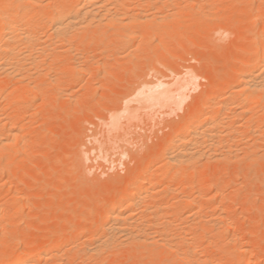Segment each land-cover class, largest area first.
<instances>
[{"label":"rangeland","instance_id":"1","mask_svg":"<svg viewBox=\"0 0 264 264\" xmlns=\"http://www.w3.org/2000/svg\"><path fill=\"white\" fill-rule=\"evenodd\" d=\"M43 1L40 4L42 5L41 9L37 8V6L36 8L34 7L35 9L32 8L34 11H36V14L40 12L38 9H45V6L48 5L47 2L53 4L55 2V0H45V5L43 4ZM60 1L63 2V0ZM60 1L56 0V2H58L59 4L61 3ZM72 1L76 2V0H71V2ZM182 1L183 0H181V3ZM189 1L190 3L194 2V0ZM221 1L213 0L211 2L212 5L221 7H217L218 9H216V11H211L206 15L207 17L204 15V13H199V16H205L203 18L205 30H202V32L201 30L197 32V30H195L194 28L193 30L192 28L190 30H170V32L172 33L167 32V35L161 37L159 35V31L165 32L167 30H129L126 32V36L128 37L127 38L124 37L125 33L123 35V32L120 34V32L116 30H108L109 34L107 31L101 34L99 33L100 36L97 33H94L96 30H88L87 32L83 30V32L79 34L80 37L77 39V41L75 40L74 42V44L77 42L76 44H78V48L74 47L73 50H70L69 47H66V45L68 46V44H66L64 48L62 46L60 47L64 50L68 49L70 50V52L68 53V51H64L63 49H61L63 51L59 53V51L61 50H59L60 47L58 45L60 44H58L57 47L59 49L56 48L58 50L54 49V51L52 49L51 51H45L48 53L44 52V55H41V52L43 51H41L39 47L41 43H44V40H42V38L46 39L45 43H47V45H49V41H51L50 39L47 41V37H50L48 33H51L48 32L50 25L47 26V21L51 19L49 17L50 9H52V7H56V5H51L52 7L50 6V9H45L46 11L43 10L44 12H47L48 10L49 12L47 14L41 11L46 14V16L48 15V17L50 18L48 20L44 17L46 19L45 27H48V30L46 29L47 31L45 29L39 31L38 29V31L41 32L40 34H38V31H35V33L38 32V35L35 34L36 38L34 41H37L38 37L40 36L41 39L39 41L42 40L43 42L38 41L40 43L38 44L39 47L37 45H35L34 47L36 50H39L41 52L39 53V51H35V56L33 52L31 55V52H28L26 54H29V58L27 59L24 57L23 59H26L25 64L28 60L27 64L29 65V62H31L30 60H32L33 57H36L37 53L38 56H42H37L38 61H45L44 63L42 62L41 64L40 62L39 64L43 67L38 66L39 68L36 69V66L33 68L34 70H31L28 73L22 72L21 76L23 74L27 75L31 73L30 75H28L30 78L28 76H23V78L21 79L22 81L16 80L19 83L18 85H16V81H13L14 83H16L12 84V86H18L21 90L23 89L20 92L23 93V98L26 99V101L22 99V102L15 104L14 107H11L9 105H0V119H2L6 114L15 115L14 113L17 111V109H19L23 113L25 112L26 115V121L24 123L20 122L15 126L18 131L22 132L19 144L14 146V149L12 148L11 150L5 151V154L3 152H0V155L2 153V155L0 156L1 208H4L5 206L8 207V204L18 205V211H15V213L13 212L12 214L14 225L9 227L11 230H14V226L17 225L18 228H20L19 230L21 231V234H18L17 238L19 239L16 240V242H18L15 244L14 241V244L12 243V247L10 246L12 250L21 251L23 240L30 242L36 234L45 236L47 234L50 235V233L53 234L54 232H60L62 236H69L72 238L78 236V234H80V232L84 230H90L93 233L92 237H94L93 239H89L88 241H86V243L89 242L88 244H86V248L89 249L94 247L97 244L96 242H98L95 240L101 238L100 236H103L102 232L98 229L99 223L103 219H101L100 213L96 209L97 206H95V204H101V202L106 199L105 196L111 195L114 192L118 191L119 189H121V187L124 186L125 183V185H127L128 183L129 186L130 182L128 180L131 178V174L139 176L138 170L142 164V160H146L143 158H157V155H160V153L164 152V148L167 147L166 145H168L167 143L169 142L172 135H174L175 130L184 121L189 119V117L192 115V111L196 109L197 105H200L198 103L206 101L209 96H212V99L214 96L215 99L218 100L227 99L228 97L234 96L235 92H232L233 90H215V85L213 86L212 84L214 82H212L213 80L208 79V75L210 76V74L213 72V74L211 75L212 77L214 76L213 79H215V77L219 76L221 72H224L223 70H228L239 59L243 60L247 58H253V55L247 54L248 52H246V50L244 52L241 51L240 54L238 53V51L240 52L242 48L246 49V47L249 46V43H255L256 45H258L260 42H263L261 41L262 39L264 40V33L262 34L264 30H259L260 33L258 32V30H251L252 23L249 22L247 13L248 9H251L252 12L253 10L255 11V9L259 7L258 5L260 4V0H257L258 2L256 0L254 2L253 0ZM239 1L240 3H238ZM261 3L262 4L260 5L259 9L260 16L255 21L257 24H259H255L256 27L264 29V0H262ZM184 4L186 3L184 2L182 5ZM0 6L5 7L4 0H0ZM13 6L15 7L16 5H10L11 8H13ZM70 6L71 4L69 3L68 7ZM76 7L77 3L74 8ZM11 8H9V10ZM15 9L18 8L15 7ZM32 9L30 10L31 13L34 12ZM13 10H11V12H13ZM53 10L55 11V9ZM13 13L17 12H15L14 10ZM13 13H10L9 15ZM31 13L29 12L28 15L29 18H31V15L32 19L34 17L39 18V14H43L39 13L37 14V16H35V12L33 13V15ZM21 14H23V12H21ZM9 17L11 18L14 16ZM5 19L10 20L9 18H7V16ZM32 19H27L26 21ZM40 19H42V21L44 20L43 18ZM205 19L208 20L206 21ZM35 20L39 21V19ZM26 21H24L25 24H23L24 22H21L22 24H18L17 28L20 26L22 27V25H26ZM34 21H32V24L29 23L30 25L27 24L26 27L28 26V28L30 29L34 27L33 29H35V27L37 26L38 28V25H36L37 22L35 21L34 23ZM226 21L228 22V25L224 24L226 23ZM50 22L51 20L49 21V24H51ZM33 24H35V26H33ZM208 24L211 26V30L207 29V27L210 28ZM214 26H216L215 29H218H213ZM224 26L226 28L223 29ZM45 27L41 25V28ZM228 27H230L231 29L229 28V30ZM22 28H25V26H23ZM50 28L52 30V25ZM226 29L228 30L226 31ZM84 31L86 32V35H84L85 38H88L86 39L87 44L85 43L82 45V42L79 41L85 40L82 39L84 37H82ZM254 32L257 33L255 34ZM87 33L89 35L91 33L90 37L87 35ZM92 33H94L95 35ZM102 35L105 38H103ZM114 38H116L117 41ZM178 38L180 39V41L178 40ZM106 39L109 42H107ZM78 42L80 43V46ZM33 44L36 43L34 42ZM212 45L213 47H211ZM215 45L216 48L214 47ZM36 47H38V49ZM110 47L112 48V50L110 49ZM51 48H54V46L50 47V49ZM75 48L79 50L77 51ZM214 48L216 49L217 53L214 52ZM118 49H120L121 51H119ZM210 49L212 51L211 53H215L217 55L213 54L214 56H209L211 54L209 53ZM50 53L51 55H49ZM159 53H161L162 55ZM200 53L204 54L202 55ZM45 54H48L49 56H46ZM199 56L201 59H198ZM202 57H204L203 60ZM205 58H208V60H205ZM223 66H225V69H223ZM46 67H48L49 69L47 68V70ZM210 69L212 72L210 71L211 73L209 74L208 72ZM206 70H208V72L205 73V76L207 77L202 74L206 72ZM47 71H49L48 74ZM165 73L166 75L168 73V75L166 76ZM31 75L32 78H35L32 79ZM2 76L3 75L0 74V80L4 81ZM21 76H18V79H20ZM229 78L232 77L229 76ZM165 83L168 86L165 85ZM168 83L172 84V86ZM236 84L238 85V83ZM24 88L26 90H24ZM161 88L165 90L164 93ZM213 88L215 89L213 90ZM236 88H238V86ZM157 90H159V93H162L160 94V97L157 94ZM169 90H171L172 92H168ZM209 92H211V94ZM196 102L197 104H195ZM257 102L254 103V105H252L251 107L249 106V110L247 108L246 110H244L245 108H239L238 113L232 111L234 113L232 114L230 112V116L228 115L227 117L228 119L226 120V123L228 125H230V122L234 123L238 121V124L242 123L241 131L244 132V136L241 132L242 136H239L237 142L233 144L224 143L222 145H219V147L221 146L222 148H217V151L221 149L219 152L225 153L231 159L233 157L232 161H230V158L227 159L228 157L226 156L225 159L222 153L221 155L222 158L224 157V160L222 158L218 159L217 157L219 155L215 156L214 158L213 156H211L212 160H209L211 159L210 157L209 159L206 158V156L201 157L202 159L201 161H199L201 163L198 162L199 164L195 167L196 169H198L199 167L200 170H196L195 172V168L192 167L194 168V171L191 169L189 172L193 171V173L191 172V174L188 172L184 178L186 182L189 181L194 176L195 172L196 179L199 182L194 187L195 189L183 186L184 182H182V184L181 181L169 183V180L167 178H163V180H157L156 178L158 177L156 174L158 173H155L151 176V179H156L157 182H161L162 180L163 183L161 184L159 182V184L157 185V187H160V189L158 188L160 191H158L161 194L155 196L157 197V199L152 198L149 199L148 202L147 200L144 201L145 203L143 201L140 202L137 206L138 209H136L137 213L139 214L142 212V210H144V208L145 210L146 208H148V210H150V215L153 214L154 216H151L152 218L150 217L151 219H148L149 217L146 214V212L148 213V211L145 212L147 216L146 218L150 222H153L152 219L154 218V221H157L161 214H165L163 217L167 216L166 213H169V215L171 214L170 217H172L176 221L178 220V222H174L175 227L174 223L172 222L173 220L171 221L173 223L171 227L173 226L172 229H175H173L175 233H173V231L171 232L174 235H176V232H178V237L176 236L177 240H181V236H187V229L185 228H187L188 224H192L193 226L195 220L196 222L198 220L197 223H199L209 221L213 217L214 219L218 218L219 220H217L221 221L222 224L220 223L219 226L217 224L219 222H217L213 225V227L218 225L219 227H216L220 228L218 229L219 232L224 222L226 231L228 229V234L225 233L227 238L223 237L224 240L222 239V242L220 241L218 244L211 246L208 251H200L201 255L199 256V252V254L195 255L196 257L193 256L194 260L190 259V256L188 258L189 261L184 260L183 257L185 258V256L183 255H180L182 257H178V255L174 251H170L168 252V254L164 253L165 255H163L162 248H158L161 253L156 252L157 255L152 254L151 250L157 249L156 244H152L151 247L153 248L149 251H141V249H144L142 246H136L134 244L131 245L130 243L129 245L127 243L125 245L123 244L119 246V244L122 243L117 242L119 244L112 243L110 244L111 246L108 245L107 248L105 247L104 249H102L103 251H100L102 253L98 255L96 254V258H93L95 257V255L90 256L89 252L87 251H75L72 248H67L65 249L66 251H64L63 249L61 250V255L62 252L64 254L63 257L60 255L61 257H55L56 260L55 258H53V260L55 261L51 259L52 264H54V262H56V264H59L60 262L65 263L70 260H72V262H75V264H154L155 262V264H189V262H191L190 264H193L194 261V264H226V262L228 263L229 259L231 261L233 256L235 259L237 254L243 253L245 249H249L250 251H247L249 253H252V263L256 264L255 261L259 259L260 263L264 264V157H261L264 155V137H262L263 139H259L261 138L260 135L264 133V124L261 123L263 126L260 124L262 127V132L261 128L258 132V127L260 125H258L256 122L258 119L260 120L263 117L262 115L264 111H262V104L264 105V100H262L263 103L261 101L259 102V100H257ZM194 104L196 105L195 107ZM1 106L4 108H2ZM127 107L131 111H129ZM122 108L125 109L123 110ZM132 109H134V111ZM119 111H121L122 113ZM241 112H244L245 115L248 114L245 117H251L250 121L252 122L251 125H247L248 127H246L247 119L243 118ZM117 114L121 116L119 117L117 116ZM115 117H119V119H116ZM252 117H255V119L252 120ZM114 118L117 120L116 122L115 120H113ZM229 119L231 120L230 122ZM263 119L262 121L264 123ZM0 123L2 128L3 124L1 121ZM10 126L9 128H11ZM255 133L259 135L257 136ZM255 136L257 137V139H259V142L257 143V146H255L254 144V151L253 145L251 144L257 140H254ZM247 145L252 146L250 150L252 149L253 151L251 150L252 154L249 155V157L251 156L252 158H249L245 154V152L244 154L240 152L244 151L242 149H244V147H247ZM15 151H19L18 155L20 156H18L16 160L13 156V153ZM236 152L237 155H240L241 153V156H239L240 159H237V157H235ZM243 157L247 162L244 161ZM258 161L260 163H258ZM162 163L159 162L158 164L159 171H163L162 168H165ZM247 164L249 165V167ZM251 164L253 166H251ZM246 167L247 169H249L247 170ZM10 168L12 169L11 173H9ZM252 175L255 176L253 177ZM140 180L139 183H143L142 185H146L149 182V179H144L143 181L142 179ZM221 183H226L228 188L226 186V189L223 188V191L218 190L220 193L217 194L215 193V191H217L215 190L217 189L216 186ZM209 188L211 192H208ZM7 189L9 190V192ZM205 192H208V195L210 197L215 194V196H212L213 201H210L211 203L215 201L214 204L210 205L211 203L209 204L206 202V199L203 198V193ZM193 194H195V197L193 196ZM173 195H177L178 197L180 196L181 200L188 199L185 197H189V195L193 196L194 198L191 197L192 200L190 199V203H193L192 205H195L194 203H196L197 207H199L198 205H200L199 209L201 211L198 209V215H194L193 209L195 206L193 207V209L190 208L189 210L188 206L190 205V203L188 206H186L185 203L183 204L181 202L179 204L173 201ZM197 195H199V197ZM3 198L5 199L3 200ZM223 199L225 201H222ZM20 207H22V209ZM197 207H195L194 212H196ZM158 212L159 216H157ZM177 212L178 214H180V216L177 215ZM143 213L144 211L140 215H142ZM138 214L137 216H140ZM191 215H193L194 218L196 217V219L192 221L193 223L191 222V219L193 218L191 217ZM198 217L199 219H201L200 221ZM166 218H168V216ZM221 218H223V222ZM226 221L228 222L226 223ZM150 222L146 221V224L149 223L148 225H150ZM65 223H67L68 226ZM210 226L209 229L212 228V224ZM195 228H198V226H195ZM195 228H191L192 233L193 230L194 232H196ZM212 229H214L215 233H213L214 231L212 230L213 235L211 234V237L215 236L216 233H218L216 232L217 229L215 227ZM224 229L223 231H225ZM208 230L204 232V235L207 238L208 236L206 234L207 232H209ZM184 231L186 234L184 233ZM22 232H24V235L22 234ZM189 232L191 234L190 230ZM186 236L184 237V239H182L183 242L187 241L186 239L189 238V234L187 238ZM233 237H237L236 240H234ZM201 238L202 237H200L199 240ZM81 239L83 240V238ZM209 239L208 241L212 240V238L210 237ZM200 241V249L202 248V246L208 247L209 243H207V239H205V237ZM180 242L181 241H179V243ZM183 242H181L180 244H182ZM113 244L117 245L114 246ZM217 245L221 248L224 247L223 250H219L220 248H218ZM196 246H199V244H197ZM110 247H112L113 249ZM128 248L130 251H128ZM226 251H229V253L227 252V254ZM1 255L3 254L0 253V257H2ZM69 255H71V257ZM89 258L92 260H90ZM173 259H175V261H172Z\"/></svg>","mask_w":264,"mask_h":264},{"label":"bare ground","instance_id":"2","mask_svg":"<svg viewBox=\"0 0 264 264\" xmlns=\"http://www.w3.org/2000/svg\"><path fill=\"white\" fill-rule=\"evenodd\" d=\"M42 1L41 0H4L5 7L2 6V7H4V8H2L0 6V8H1L0 9L1 10L0 11V22L2 23V24L0 23V74L4 76V77L2 76V78H3L4 81L0 80V81L3 82V83L0 82V105H6V106L9 105L11 107L12 106L14 107L15 104H17L19 102H22V99H24L23 98L24 97L23 93L20 92L23 89L21 90L20 87H18V86H16V87L15 86H12V84H15L17 81H22L21 79L23 78V76H26L27 77L28 75L31 74V73L30 74H27V75L26 74L25 75L23 74L21 76V73L22 72L23 73H25V72L28 73L29 71L34 70L33 68L36 67V66H37L36 69L39 68V67H43V66H40L39 65L41 61H38V58H37L38 54L37 53H36V57H33L32 58L30 56L32 58V60H30L31 62H29V65L27 64L28 63L27 62L28 60L26 61V64H25V60L26 59L25 60L23 59L24 57L27 58V59L29 58V54L27 55L26 53L31 52L30 53V55H31L32 52L34 54L35 51H39V50H36L34 46L37 45L39 47L38 44H40L39 42H41L42 40H44V43H41L39 49L41 51H43V52L39 51V53L41 52L42 53L41 55H44V52L45 51H51L52 49L54 50V49L58 48L57 47L58 44H60V45H58L59 47L62 46L63 48H64V46L66 44H68V46L66 45V47H69L70 50L71 49L73 50L74 47L78 48V44H76L77 42L75 44H74V42H75V40L77 41V39L80 37L79 34L82 33L83 30H85L86 32L88 30L89 31L90 30H94V31L96 30L94 33H97L98 35H99V33L101 34V33H105L106 31L108 32V30H116V31L120 32V34L123 32V35H124V33H125L124 37H127L126 36L127 35L126 32L129 31V30H167L165 32H162V31L160 32L159 31V35L161 37H164L165 35H167L170 32V30H175V31L176 30H190L191 28L193 30V28H194L195 30H197V32H199L200 30L202 32V30H205L204 23H203L204 22V19L203 18L207 14H209L211 11L212 12L214 10L216 11V9H218L217 7H221V6H217L216 7V6L212 5L211 2L213 0H196V1L194 0V2H192V3H190L189 0H183L186 3L184 5H182L184 2L182 1V3H181V0H179L180 2L178 0H78V2H77V0H76V2H74V1L71 2V0H65V1L63 0L64 3L59 0L61 2L60 4L58 2H56V0H55V2L53 1L54 4L47 2L48 5H46V3L44 2L45 0H44L43 1L44 2L43 4H45L48 7L47 8L45 5H43V6H45V9H50V6L51 5H54V6L56 5V7H54V8L51 6L52 9H50V14H49V17L51 18L50 19L48 17V15L46 16V14L49 12L48 10H47V12H44V11H46L45 9L40 10L41 9V6H42L40 4H41ZM67 1H69V2H67ZM254 1L255 0H253V2ZM73 2H74V4H73ZM261 2H262V0L259 1L260 4L258 5L259 7L257 9L254 8L255 11L253 10V12H252L251 9L250 10L248 9V11H247L249 22L252 23V29L251 30H253V31H255V30L257 31L258 30V32H259V30H262V31L264 30L262 28L256 27V24L257 23L255 22L256 19L260 16V10L259 9H260V5L262 4ZM69 3L71 4L70 7H68L69 6ZM76 3H77V7L74 8L76 6ZM238 3H240V1ZM11 4L12 5H16L15 7H17L18 9H15L14 6H13V8H11L10 7ZM65 5H67V6H65ZM36 6H37V8H40V9H38L40 12L37 11L38 12L37 14L43 13V12L46 13V14H44V13H43L44 15L43 14L42 15L39 14L40 15V16L38 15L39 18L38 17L37 18L36 17L33 18L34 20L35 19H39V21L38 20L37 21L35 20L37 22L36 25H38V28L36 26L35 29L36 28L37 29L35 30V29H33L34 28L33 27L32 28L33 30H32V29L28 28V26L26 27V25L27 24L30 25V24H32V21H34L32 19V16L31 15H30L31 18H29L28 13L29 12L31 13L30 10L32 8L35 9ZM9 8H11V9L9 10ZM13 9L17 13H13L14 12ZM53 9H55V11ZM165 9H167V10H165ZM11 10H13V12H11ZM220 10H222V9H220ZM41 11H43V12H41ZM21 12H23V14H21ZM34 12L36 14V11H34ZM52 12H54V13H52ZM10 13H13V14L9 15ZM33 13H31V14L33 15ZM199 13L200 14L201 13H204L205 16L204 17L199 16L200 15ZM37 14L35 16H37ZM52 14H53V16H52ZM6 16L10 20L5 19ZM9 16H14V17H11L10 18ZM44 17L46 19H48V20L49 19L51 20V22H50L51 24H49V21L50 20L47 21V24H48L47 26L50 25L48 32H51V33H48L50 35V37H47L48 38L47 41L49 39L51 40V41H49L50 43L48 42L49 45H47V43H45L46 42L45 41L46 40L45 38L44 39L42 38V40L39 41L41 39L40 36H39L40 38L37 36L38 37V40L37 41H34L35 38H36V35H38V34L41 33L39 31H41L43 29L46 30L48 28V27L47 28L45 27V25H46V19ZM40 18H43L44 19L43 20L44 23H43L42 19H40ZM27 19H32V20L26 21ZM4 20H7V21H4ZM24 21L27 22L26 25H22V27L25 26V28H22L20 25L19 26L21 27V29H20V27L17 28L18 24H20L21 22L23 23ZM35 21H34V23H35ZM41 21H42V24H41ZM38 22H40V23H38ZM23 24H25V22ZM224 24H227L228 25V22L226 21V23H224ZM41 25L43 27H45V28H41ZM51 25L53 27L52 30L50 28ZM216 25H218V24H216ZM219 25H220V23H219ZM227 25H225V26H227ZM33 26H35V24H33ZM225 26L223 27V29L226 28ZM31 27H32V25H31ZM209 27L210 28L207 27V29L211 30V26L210 25H209ZM215 27L216 26H214L213 29H215ZM260 27H261V25H260ZM229 28L230 27H228V29ZM38 29H39V31H38ZM217 29H215V30H217ZM228 29H226V31ZM35 31H38L39 33L38 32L35 33ZM85 31H84L82 37L84 35H86V32ZM91 32H93V31H91ZM111 32H113V31H111ZM187 32H189V31H187ZM45 33H47V32H45ZM94 33H92V34H94ZM170 33H172V32H170ZM263 33L264 32H262V34ZM108 34H109V32H108ZM87 35L90 37L91 33H90V35L87 33ZM75 36H77V37H75ZM87 38H85V36H84L82 38V39H85L84 41L83 40L82 41H79L81 39H79L78 41L79 42H82V45L85 44V43L87 44V41H86ZM103 38H105V37L103 36ZM116 38H114V39H116ZM90 39H88V40H90ZM178 40L180 41L179 38H178ZM106 41H107V39H106ZM116 41H117V39H116ZM261 41H263V42L262 43L261 42L260 43L258 42L259 43L258 45L261 44L260 46L256 45L255 43H251V44L249 43V46H247L246 49L245 48L244 49L242 48L240 50V52L238 51V53L240 54L241 51L244 52L246 50V52H248L247 54L253 55V58H247V59H243V60L239 59L241 61L238 60L239 62L237 61L233 65H232V63H233L232 62L231 63L232 66L230 65L231 67L228 70H226V71L223 70L224 72H221L222 74L220 73L219 76H216L215 77L216 81H215V79H213L214 76L212 77V75H211V74H213V72L211 71V69L209 70V72H208V70H206V72L202 73L205 76V73L208 72L210 74L212 72L210 74L211 79H210V76L208 74L207 75H208V79L209 80H213L212 82L215 83V84L212 83L213 86L215 85V88H216V89L213 88V90L214 89L215 90H220V91H223V90L224 91H227V90H231L232 91L233 90L232 92H235V94L233 93L234 96L228 97L227 99H221V100L215 99L214 96H213V99L211 98L212 96H209V97L207 96L209 99L207 98L206 101H204L202 103H198L200 105H197L196 106L195 105V104H197V102H196L194 104V107L196 106V109L194 111H192V115L189 117V119H187L186 121H184L175 130L174 135H172V137L170 138L169 142L167 143L168 145H166L167 147L165 146L166 148H164L165 151L162 152V153H160V155H157L156 156L157 158H154V157L153 158L152 157L143 158V159H146V160H144V161L142 160V164H141V166H140V168L138 170L139 176L138 175L131 174V178L128 180L130 182L129 183V186H128V183H127V185H125L126 184L125 183L124 186L121 187V189H119L118 191L114 192L111 195L105 196L106 199L103 200L101 202V204H98V205L95 204V206H97L96 209L100 213L101 219H103L99 223V228L97 227L99 229V231L102 232V235L103 236H100L101 238H98L97 240H95V241H98V242H96L97 244L94 247L89 248V249L86 248V244L89 243V242L86 243V241H88L89 239H93L94 237H92L93 236L92 235L93 233L90 230H84L83 229L84 231L80 232V234H78V236L72 237V238L69 237V236L64 237V236L61 235L60 232H54L53 234L50 233V235L47 234L45 236H41L40 234H36L32 238V240L30 242L23 240V242H22L23 243L22 244V250L21 251L12 250V248H11L12 247V243L15 241V244H16L18 242V241L16 242V240L19 239V238H17L18 237V234H21V231L19 230L20 228H18L17 225L14 226V230H11L10 227H9V226H13L14 225V220H13L12 214H13V212L15 213V211H18V205L17 204H11V205L8 204L9 206L8 207L5 206L4 208L3 207L1 208V205H0V253L3 254V255H1L2 257H0V264H52L51 259L53 260V258L59 257L61 255V250L64 249V251H66L65 249H67V248H70V249L72 248L75 251L78 250V251H81V252L87 251V252H89L90 256L95 255V257H93V258H96V254L98 255V254L102 253V252H100V251H103L102 249H104L105 247L107 248L108 245H110L112 243H117V242L122 243V244L117 243V244H119V246L120 245H123V244L125 245L127 243H128V245L130 243L131 245L134 244L136 246H142L144 249L143 250L141 249V251H145V250L146 251H149L150 249L153 248V247H151V245L152 244H156L157 245L156 246L157 249H152L151 250V253L152 254H156L157 255L156 252H160L159 249L162 248V252H163L162 254L163 255L168 254V252H170V251H172V252L174 251V252H176V254L178 255V257H182L180 255L185 256V258L183 257L184 260H188V258L190 256H191L190 259H193L194 260V257L193 256H195L196 254H199L200 251H204V252L205 251H208V249H210L211 246H213L215 244H218L222 239L224 240V238H227V236L225 235V233L228 234V229L226 231V228L224 227V224L225 223L223 222V218H221V220L223 222V225L222 226H223V229L225 228L224 229L225 231H223L222 226H221V230H219V232H218V229H220L218 227L220 226L221 221H218L219 220L218 218H217L218 219L217 220V219H214V217H213L212 219L215 220V221H213L211 219V220L206 221V222L204 221V222L197 223L198 220H197V222L195 220L194 225L195 226H198L199 231H198V228H195L194 225L192 226V224L191 225L188 224L190 227L187 225V228H185V229L188 230V228H189V230L191 231V234H190L189 230L188 231L186 230V232H187V236H186L185 235L186 233L184 231V233H185L184 235L186 236V238L188 237V234H189V238H187V239L185 238L187 241H184L183 242L182 239H184L185 236H181L182 239L180 238L181 240H179V239L178 240L184 243V244L182 243L183 244L182 245V244H180L181 242L179 243V241L177 240V237H178L177 236V233L178 232H176V235L173 234V233H175V231H173L174 228L172 229L173 226L171 227V225H173V223L176 220H174L172 217H170L171 214L169 215V213H166V215L168 216V218H166L167 216L163 217L165 214L164 215L161 214L160 217H159V219L158 220L156 219L157 221H154V219H155L154 218V219H152L153 222L151 221L152 222L151 223L146 218L148 216L149 217L148 219H151L152 218L151 216H153V214L150 215V210H148V208H146V210H145V208H144V210H142V212L144 211V213L142 215H140L142 212L138 214L136 209H138L137 206L139 205L140 202H142V201L144 202L146 200L148 202L149 199H152V198L153 199L154 198L157 199V197H155V196L161 194L159 192L160 191L159 190L160 187H157V185L159 184L160 181L157 182L156 179L157 180H160V179L163 180V178H167L169 180V183H175V182L181 181V183L184 182V184L182 183L183 186L188 187V188L191 187V188L195 189L194 187L199 183L197 181V179H196V176H195L196 173L195 172H196V170L197 171L200 170L199 167H198V169H196L195 167L199 163H201V162H199L202 159L201 157H203V156L205 157L206 156V158H208V159L210 157L211 159H209V160H212V157L211 156H213V158H214L215 156H218L219 155L217 157L219 159V158H222V155H223L224 157L225 156L228 157L227 159L230 158L225 153L219 152L221 149L219 151H217V148L219 149L221 147V146L219 147V145H222L224 143L225 144L226 143L227 144H233V143L237 142V139H239V136L240 137L242 136V133H243V136H244V132L241 131L242 130V127H241L242 126L241 125L242 123L241 124L239 123L240 124L239 125L237 123L238 122L237 121V122H234V123H236V124H234L233 122H230L231 121L230 119H229L230 125H228L226 123L227 122L226 120L228 119L227 117H228L229 113L230 112L232 114L234 112L238 113V109L239 108H245L244 110H246V108H247L249 110V106L251 107L252 105H254V103H256L257 100H259V102L260 101L262 102V100H264V40L262 39ZM34 42L36 44H33ZM107 42H109V41H107ZM88 44H89V42H88ZM55 45H56V47H55ZM53 46H54V48H51L50 49V47H53ZM79 46H80V43H79ZM38 47H36V48L38 49ZM81 47H79V48H81ZM211 47H213V45ZM214 47L216 48V45ZM63 48L60 47V49L59 48L58 49L61 50ZM31 49H33V50L35 49V50L33 51ZM58 49H56V50H58ZM110 49L112 50L111 47H110ZM63 50L59 51V53L62 52ZM70 50L67 49V50H64V51H68V53H69ZM118 50L121 51L120 49H118ZM211 52L212 51L210 49V52L209 53H211ZM214 52L217 53L216 52V49H215ZM45 53H48V52H45ZM72 53H74V52H72ZM215 53H211L209 56H211V55L214 56L213 54H215ZM238 53H237V55H238ZM159 54H161V53H159ZM200 54L203 55L204 53H200ZM41 55L38 56V57H42ZM45 55L47 56L48 54H45ZM49 55H51V53ZM64 55H65V53H64ZM215 55H217V54H215ZM34 56H35V54H34ZM46 56H45V58H46ZM204 57H202V60H203ZM62 58H63V56H62ZM210 58H212V57H210ZM79 59H80V57H79ZM198 59H201L200 56H199ZM206 59L208 60V58H205V60ZM23 60H24V62H23ZM42 62L44 63L45 61H42ZM42 62H41V64H42ZM203 63H206V62H203ZM74 64H76V63H74ZM82 64H83V62H82ZM48 67H46V69ZM224 67L225 66H223V69H225ZM36 69H35V71H36ZM54 69H55V67H54ZM48 72L49 71H47V74H48ZM200 74H201V72H200ZM165 75H166V73H165ZM167 75H168V73H167ZM18 76H21V78L19 77L20 79H18ZM156 76H158V75H156ZM229 76L232 77V78H229ZM205 77H207V76H205ZM31 78H32V75H31ZM33 78H35V77H33ZM13 81H16V82L14 83ZM11 82H13V83H11ZM10 83H11V85H10ZM236 83H238V85ZM18 84L19 83L17 82L16 85H18ZM235 84H236V86H235ZM165 85H167V84L165 83ZM169 85L172 86V84H169ZM237 86H238V88H236ZM24 90H26V89L24 88ZM157 91L156 92H157V94L160 97V94H162V93H159V90H157ZM164 91L165 90H163V93H164ZM170 91L171 90H169L168 92H170ZM28 92H29V90H28ZM211 92H209V93L211 94ZM164 95H166V94H164ZM159 97H158V99H159ZM24 100L26 101V99H24ZM259 105H260V103H259ZM262 106H263V110L262 109L261 110L264 111V105L262 104ZM2 108H4V107H2ZM18 110L19 109H17V111ZM132 110L134 111V109H132ZM17 111L14 113L15 115H13V114L12 115H10V114H6L5 115L4 114L5 116H3L2 119H0V121L3 124L2 126L4 127V128L3 127L1 128V125H0V128L2 129V130L0 129V150H1L0 152H3L4 154L6 153L5 151L11 150L14 146L18 145L19 142H20V136H21V133L22 132L21 131H18L15 126L18 123H20V122L21 123H24L26 121V115H25V112L23 113L20 110L18 112ZM129 111H131V110L129 109ZM232 111H234V112H232ZM256 111H257V108H256ZM119 112H121V111H119ZM128 114H126V115H128ZM241 114H242L243 118H246L247 119V122L245 120L246 127H248L247 126L248 124L251 125V122H252V121H250L251 117L250 118L245 117L248 114L245 115L244 112L243 113L241 112ZM235 115H237V114H235ZM117 116L120 117L121 115H118L117 114ZM262 116L263 117L260 120L258 119L256 121L258 125H260L261 123L264 124L263 121H262V119L264 118V113H263ZM119 117H115V118L116 119L117 118L119 119ZM115 118L113 120H115V122H116L117 120ZM236 118H237V116H236ZM253 119H255V117L254 118L252 117V120ZM260 121H262V122H260ZM248 122H250V123H248ZM231 123H232V125H231ZM116 124H118V123H116ZM243 124H244V122H243ZM261 125L258 127L259 128L258 129V132H259L260 128H261V132H262ZM9 126L11 128H9ZM117 126H119V125H117ZM244 131H246V130H244ZM255 131H256V129H255ZM263 132H264V128H263ZM257 133H255V134L257 135ZM24 134H25V132H24ZM263 134L260 135L261 138H259V137L258 138L259 139H263L262 138V137H264ZM249 135H251V134H249ZM256 139H257V137L255 136V139L254 140H256ZM259 139L256 140L257 142L255 141L254 143L251 144V145H253L254 151H255L254 144H255V146H257L258 145L257 143L259 142L258 141ZM241 141H242V139H241ZM248 143H250V142H248ZM251 147L252 146L247 145V147H244V149H242L244 151H240V152H242L243 154L245 152V154L249 157V155L252 154V151H253L252 149H251L252 151L250 150ZM18 152L19 151H15L13 153V156H14V159L15 160L19 156L18 155ZM8 153H10V152H8ZM221 153H222V155H221ZM235 154H236L235 157H237V159L238 158L240 159L239 156H241V153H240V155L239 154L237 155V152ZM1 155H2V153H1ZM226 157H225V159H226ZM261 157H264V155L261 156ZM232 159H233V157H232ZM232 159L230 161H232ZM237 159H235V160H237ZM203 160H205V159H203ZM262 160H263V158H262ZM244 161H245V158H244ZM159 162L160 163L163 162L162 164L165 167V168H162L163 171H159L158 170L159 169L158 168ZM227 162H228V160H227ZM245 162H247V161H245ZM258 163H260V162L258 161ZM252 164H251V166H253ZM249 165H250V163H249ZM249 165H248V167H249ZM192 167H194L195 169L192 168ZM191 169L192 170L193 169L195 170L194 176L189 181L186 182L184 180V178H185V176L187 175V173ZM246 169H247V167H246ZM193 171H191V172L193 173ZM11 172H12V169L10 168L9 173H11ZM191 172H189V173H191ZM155 173H158V174H156L158 178H156V179L153 180V179H151V176L154 175ZM247 175H248V173H247ZM140 179H142V181L144 179H149V182H148V184L145 183L146 185H142L143 183H141V182H140L141 184L139 183V180ZM162 180L160 182L161 184L163 183ZM226 183H227V181H226ZM226 183H223V184L221 183L219 185H217L218 184L217 183L216 184L217 185L216 186L217 189H215L217 191H215V193L218 194V193H220L219 192L220 190L223 191V188H225L227 186ZM227 188H228V186H227ZM213 190H214V188H213ZM8 192H9V190H8ZM208 192H211L210 191V188L208 189ZM208 192L203 193V196H204L203 198H205L206 199V202L210 204L213 201L212 200V196H215V194L210 197L208 195L209 194ZM191 195H189L190 198L189 197H185V198H188L186 200H181L180 196L178 197L177 195H175V196L173 195L174 196L173 197V201H175V202H177L179 204H180V202L183 203V204L185 203V205L188 206L189 203H190V201L192 200L191 197H193V196L195 197V194H193V196H191ZM197 196L199 197V195H197ZM206 197H208V198H206ZM223 197H224V195H223ZM5 198H3V200ZM15 201H13V202H15ZM222 201H225V200L223 199ZM214 203H215V201L213 203H211L210 205H212ZM192 204L193 203H190V205L188 206L189 207L188 208L189 210H190V208L193 209L194 206L197 207L196 206V203H194L195 205H192ZM198 206L200 207V205H198ZM195 207L193 209V213H194V215L197 216L198 215L197 211H198L199 207H197L196 208L197 209L196 212H194ZM20 208L22 209V207H20ZM141 209H143V208H141ZM135 210H136V215H135ZM146 211H148L149 215H148V213ZM145 212H146L147 216H146ZM154 213H156V212H154ZM137 214L140 215V216H137ZM157 214H155V215L159 216V212ZM177 215L180 216V214H178V212H177ZM199 215H200V213H199ZM191 217H193V215H191ZM169 218H171V219H169ZM194 219H196V217L195 218L193 217L191 219V222ZM198 219H199V217H198ZM200 220L201 219H199V221ZM202 220H204V219H202ZM231 220H232V218H231ZM146 221L147 222H150V225H148L149 223L146 224ZM176 222H178V220ZM191 222H189V223H191ZM217 222H219V223H217ZM227 222L228 221H226V223ZM216 223L219 226L216 225L218 227H216V226H214V227L217 229L216 232H218V233H216V235L214 234L215 236H212L211 237L212 230L214 231V229H212V228H214L213 225L216 224ZM65 224H67V223H65ZM211 224H212V228H210L211 229V231H210L209 226ZM179 225H181V224H179ZM67 226H68V224H67ZM91 226H92V224H91ZM174 227H175V223H174ZM177 228H178V226H177ZM191 228L192 229L195 228V231L196 232H194V230H193V233H192ZM206 230L209 231L206 234L208 236V238L204 235L205 234L204 232H206ZM171 231H173V233ZM38 233H40V232H38ZM213 233H215V231ZM22 234L24 235V232H22ZM203 236L205 237V239H207V243H209V245H208V247L202 246V248L200 249V247H201V245H200V242L201 241L200 240L202 238H204ZM175 237H176V240H175ZM200 237H202V238L199 240ZM209 237L212 238L211 241H208ZM234 237H233V239L236 240L237 237L236 238H234ZM81 238H83V240ZM230 238H231V236H230ZM196 240H197V242H196ZM198 240H199V243H198ZM175 241H177L178 243L175 242ZM204 241H206V240H204ZM117 244H115V245H117ZM195 244L196 245L199 244V246H196ZM17 246H18V244H17ZM156 247H154V248H156ZM217 247L220 248L219 250H221V249L223 250V248H224V247L221 248L218 245H217ZM235 247H236V244H235ZM110 248H112V247H110ZM245 250H244L243 253L237 254V256L235 257V259H234V256H233V258H232L231 261L229 259L228 263H230V264H255V263H252V258H251L252 257L251 254L252 253H249L247 251L249 249H247L246 251ZM128 251H130L129 248H128ZM166 251H167V253H166ZM227 252L229 253V251H226V253ZM86 254H88V253H86ZM140 254H141V252H140ZM162 254H160V255H162ZM63 255L64 254L62 252V255L61 256L63 257ZM170 255H172V254H170ZM200 255H201V252H200L199 256ZM69 256L71 257V255H69ZM89 259H88V261H89ZM55 260H56V258H55ZM55 260H53V261H55ZM61 260H62V258H61ZM78 260H79V258H78ZM90 260H92V259H90ZM70 261L72 262V260H70ZM70 261H67L65 263H63V262L61 263L59 261L60 262L59 264H72V263L75 264V262H72L71 263ZM172 261H175V259H173ZM197 261H199V260H197ZM255 262H256V264H261L259 259L257 261H255ZM190 263L191 262H189V264ZM194 263H195V261H194ZM228 263L226 262V264H228ZM54 264H56V262H54Z\"/></svg>","mask_w":264,"mask_h":264}]
</instances>
